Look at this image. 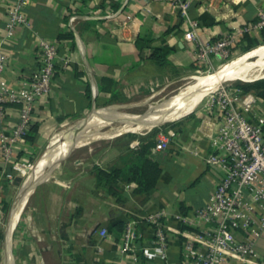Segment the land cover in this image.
Wrapping results in <instances>:
<instances>
[{
    "label": "crops",
    "instance_id": "obj_1",
    "mask_svg": "<svg viewBox=\"0 0 264 264\" xmlns=\"http://www.w3.org/2000/svg\"><path fill=\"white\" fill-rule=\"evenodd\" d=\"M10 4L11 0H0V49L8 56L6 82L18 87L28 80L37 66L38 37L55 42L58 54L51 89L39 99L28 130L16 143L15 157L24 164L34 161L60 128L96 107L153 97L191 78L197 68L194 43L185 38L189 26L166 2L30 0L25 10L30 28L18 27L12 37L5 38ZM260 11H264V0H191L188 15L197 22L196 41L207 43L257 22ZM263 29L248 34L260 42ZM238 44L246 45L241 38ZM154 50L158 55H152ZM103 78L111 85H101ZM198 101L170 118L177 117L165 130L173 133L168 147L150 150L162 172L143 205L132 194L133 182H118L123 200L107 194L97 183L96 169L109 170L129 162L125 150L110 146L97 157L88 150L92 159L87 162L83 157L65 156L51 177L36 183L12 228L10 211L4 230L3 217L14 189L21 184L15 185L18 174L4 162L0 150V264H182L181 233L205 229L203 223L194 226L187 221L208 201L223 175L220 167L205 162L211 152L214 117L203 108L179 116ZM257 105L264 114V101ZM17 122V107L10 105L0 118V133L8 134ZM158 133L149 136L150 149ZM179 204L186 209L184 216ZM148 217L157 220L165 232V257L156 249L155 225ZM131 220L138 232L135 250L121 252V231ZM182 224L194 230L181 229ZM102 228L107 230L105 237L98 234ZM255 251L264 261V230Z\"/></svg>",
    "mask_w": 264,
    "mask_h": 264
},
{
    "label": "built area",
    "instance_id": "obj_2",
    "mask_svg": "<svg viewBox=\"0 0 264 264\" xmlns=\"http://www.w3.org/2000/svg\"><path fill=\"white\" fill-rule=\"evenodd\" d=\"M152 1L170 4L188 24L185 38L194 43L197 68L210 67L213 58L227 57L243 34L264 27V11H260L257 22L234 29L213 42L201 43L196 41L197 22L188 15L191 0ZM29 2L11 0L6 12L5 38L12 37L18 27L30 28L25 12ZM69 22H73V17ZM36 45L37 66L18 87L11 86L3 77L8 56L0 49V118L10 105L17 107L18 114V122L9 133H0V150L4 162L17 174L28 167L16 159V143L28 130L39 99L51 89L58 55L56 43L45 37H38ZM259 100L254 94L221 87L204 105L205 113L215 119L209 136L211 152L205 162L220 167L223 175L208 201L187 221L194 226L203 223L205 229L181 233L182 264H226L230 260L238 264H264L255 251V242L264 230V114L258 108ZM172 136L171 131H160L151 152L165 150ZM147 220L155 225L156 249L165 257V232L157 220ZM98 234L105 237L107 230L102 228ZM137 238L136 222L127 221L121 231L119 250L133 253Z\"/></svg>",
    "mask_w": 264,
    "mask_h": 264
},
{
    "label": "bare ground",
    "instance_id": "obj_3",
    "mask_svg": "<svg viewBox=\"0 0 264 264\" xmlns=\"http://www.w3.org/2000/svg\"><path fill=\"white\" fill-rule=\"evenodd\" d=\"M262 72H264V43L246 51L226 65L217 68L214 73L192 76L191 82L178 89L160 104L150 105L149 110L151 109V112L128 115L118 110L120 106L114 105L109 109L94 113L87 124L82 127V130L90 124H94V126L89 127L90 129L87 132H79L75 139V147L79 148L95 138H113L139 124L164 121L185 105L216 92L224 82L228 80L244 81L255 79ZM56 139L62 142L61 145L56 149L53 147L48 149L47 155L45 154L46 157L38 162V166H34L35 170H32L31 177L23 184L19 196L14 200L9 217V227H14L22 209V204L28 197V191H31L36 183H39L40 178L49 168L41 175L43 169L52 166L54 160L67 152L73 141V133H68L66 130L61 131L57 133ZM25 188L27 192L24 194Z\"/></svg>",
    "mask_w": 264,
    "mask_h": 264
},
{
    "label": "rangeland",
    "instance_id": "obj_4",
    "mask_svg": "<svg viewBox=\"0 0 264 264\" xmlns=\"http://www.w3.org/2000/svg\"><path fill=\"white\" fill-rule=\"evenodd\" d=\"M263 43H264V41L263 40L262 41L260 40V42L258 44L252 46L251 48H248L246 45H240V44H238V45H236L231 50L230 54H228L227 57L221 58L219 60H216L215 58H213L212 59V62H211L212 65L210 67H206V68H204V67L196 68L194 70V72L192 73V76L205 75V74L214 73V71L217 68H219V67H221L223 65H226L231 60H233L236 57L242 55L246 51H248V50H250V49H252V48H254V47H256V46H258L260 44H263ZM262 76H264V72L260 73L255 79L260 78ZM255 79H251V80L253 81ZM191 80L192 79L189 78V79L180 81V82H178V83H176V84H174V85H172V86L164 89L163 91H161L160 93L156 94L153 97H149V98L144 97V98H141V99L135 100V101H130L129 100V101L117 102V103H114V104H106V105L101 106V107H96L95 110H96V112H100V111H102L104 109H109V108H111L114 105H118V106H120V108H118V110L119 111H123V112H125L128 115H131V114L132 115L145 114V113H148L151 110V109L149 110V106L150 105L160 104L163 100L167 99L169 96H171L172 94H174L178 89L186 86L189 82H191ZM251 80H244V81L228 80V81L224 82L220 86V88L221 87H224V88H232V89H236L237 91L243 93L240 86L247 84V82H250ZM210 95L211 94L205 96L204 98L203 97L200 98L201 100L200 99L195 100V101H198L199 100L198 103H196L191 109H189L188 111H186L185 113H183V114H181L179 116H183L184 114H187L189 112H197L201 108L204 109V105L206 103H208V100H210ZM121 105H122V107H121ZM185 106L183 108H185ZM181 109L177 110L175 113H173L172 115H170L164 121H155L153 123L147 122V123L139 124V125L135 126L134 128H132V129H130L128 131H125L126 133L125 132H122L119 135L114 136L113 138H107V139H98V138H95L92 141H89V142L81 145L79 148H76L75 147V148L71 149V151L66 156H67V158H72V157H77V156L83 157L86 160V162H87V161H91V159H92L91 156H88V150H91L92 152L95 151V154H97L95 157H97L99 155H103V153L106 151V149L108 147H110V146H115L117 148L123 149V150H125V153L130 152V151H134V150H138V149L141 148V146L144 144L145 141L149 140L148 139L149 136L155 135L156 132L158 133L160 131H165L167 129V127L169 126V124H171L172 121L175 120V118H177V117H175L173 119H170V118L173 117ZM88 114H86L85 116H83L81 118H78L77 120H75L74 122H72V123H70L68 125H65L64 127L60 128L57 132H55L51 136V138H50V140L48 142L47 147L42 149V152H40V154H38L36 156V158L34 159V161L32 160L31 162H28L27 163V167H28L27 170H25L22 173L18 174V176L20 175L23 178V180L19 184H24V181L26 182L27 176H28V172L27 171H30L29 168L33 164H35L36 166H38V162L42 158L44 159L46 157L49 148H52L53 147L54 149H56V148H58L61 145L62 142L59 141L58 139H56L57 133H59L61 131H64V130H66L68 133L69 132L74 133L75 127L78 124H80V122L84 118H86V116ZM93 126H94V124H90V125L86 126L83 130L80 131V133L87 132ZM41 153H42V157L40 156ZM43 154L44 155L46 154V155L44 156ZM52 166L46 167V168L43 169L41 175L43 174L44 171H46L49 168L42 175V177L40 178V181L39 182H42V181H44V180H46V179H48L49 177L52 176V173H54L55 170L57 169V168L56 169H52ZM20 189H21V185L16 186V188L14 189V193H13L12 198L10 200V205L8 207V210H7L6 214L3 217V221H2V226L1 227L4 230H6V226H8L9 213H10L11 208L13 206L12 204L14 203V200L17 198V196H19ZM6 239L8 240V236H7Z\"/></svg>",
    "mask_w": 264,
    "mask_h": 264
},
{
    "label": "trees",
    "instance_id": "obj_5",
    "mask_svg": "<svg viewBox=\"0 0 264 264\" xmlns=\"http://www.w3.org/2000/svg\"><path fill=\"white\" fill-rule=\"evenodd\" d=\"M262 35L264 29L261 31ZM70 34H61L59 37H67ZM246 43L248 48L259 43V40L252 38L248 33L243 34L241 41ZM264 41V36H262L261 41ZM158 50H154L152 55H158ZM111 81L103 78L101 80V85H111ZM241 90L243 93H253L255 96L261 98L264 101V78L247 82L245 85H241ZM102 88V86H101ZM174 125V124H169ZM125 158L128 159L123 167L111 168L109 170H104L101 168L96 169L95 178L99 185L102 186L104 191L115 197L117 200H123L122 190L118 185L119 181L130 183H135V187L132 190L133 196H135L136 202L140 205L145 204L161 175L162 169L159 162L151 156L150 153V142L145 141L140 149L127 152ZM180 211L184 216L186 214V209L182 208V204H179ZM122 224L120 223L117 230L121 229ZM181 229L194 230L188 225H181Z\"/></svg>",
    "mask_w": 264,
    "mask_h": 264
},
{
    "label": "water",
    "instance_id": "obj_6",
    "mask_svg": "<svg viewBox=\"0 0 264 264\" xmlns=\"http://www.w3.org/2000/svg\"><path fill=\"white\" fill-rule=\"evenodd\" d=\"M261 78H264V76H262V77H260V78H257V79H255V80H258V79H261ZM255 80H253V81H255ZM250 82H252V81H250ZM96 112V110L95 109H93L87 116H86V118H84L81 122H80V124H78L76 127H75V129H74V133H73V141H72V143L70 144V146H69V148H68V150H67V152L63 155V156H61V157H59V158H57L56 160H54L53 161V163H52V169L53 168H56V167H58L59 166V164H60V162H61V160L71 151V149H73L74 147H75V139H76V137H77V135L79 134V132L82 130V127H83V125H85L86 123H87V121H88V119L90 118V116L93 114V113H95ZM190 113V112H189ZM189 113H187V114H189ZM187 114H184L183 116H185V115H187ZM183 116H181V117H183ZM42 157V156H41ZM40 157V158H41ZM34 166H35V164H33L32 165V167H31V169H30V171H27L28 172V176H27V179H29L30 177H31V175H32V173H33V168H34ZM23 180V178H22V176H16L15 177V179H14V183H15V185H19V183L21 182ZM27 181V180H26ZM24 183H25V181H24ZM23 184H21V188H23V186H22ZM36 185V184H35ZM35 185H34V187H35ZM34 187H33V189H34ZM32 189V190H33ZM31 190V191H32ZM31 191H28L29 193H28V195L30 194V192ZM27 191H26V188H25V192H24V194L26 193ZM28 198V197H27ZM27 198H26V200H27ZM26 200H25V202H26ZM25 202H24V204H25ZM24 204H23V206H24ZM23 206H22V208H23Z\"/></svg>",
    "mask_w": 264,
    "mask_h": 264
}]
</instances>
